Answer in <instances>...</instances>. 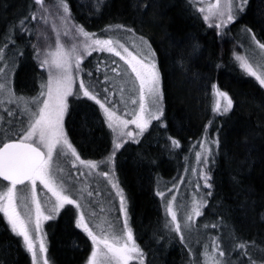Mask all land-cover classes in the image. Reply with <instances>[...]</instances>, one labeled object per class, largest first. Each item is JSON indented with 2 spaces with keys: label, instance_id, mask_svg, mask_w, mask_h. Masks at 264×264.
Wrapping results in <instances>:
<instances>
[{
  "label": "snow or ice",
  "instance_id": "6c2138e0",
  "mask_svg": "<svg viewBox=\"0 0 264 264\" xmlns=\"http://www.w3.org/2000/svg\"><path fill=\"white\" fill-rule=\"evenodd\" d=\"M31 2L30 11L0 34V226L30 255L31 264H49L43 223L56 219L63 210L70 223L90 240L86 264H145L146 253L129 224V197L115 173L116 156L129 142L140 144L154 121L167 127L164 64L150 40L137 36L133 27L108 24L98 34L75 22L70 0ZM106 6L105 0H94L92 14ZM150 6H157L155 0L151 5L141 3L138 10ZM189 8L221 40L229 37L233 26L251 10L250 0H190ZM260 16V33L240 25L233 39L243 38V42L234 47L245 54L234 50L233 56L239 68L264 90V8ZM19 36L25 38L23 44L18 42ZM201 51L200 41L192 37L186 55L181 54V67L198 58ZM93 53H107L109 57H96L90 66L85 61ZM27 55L42 70L34 77L38 88L31 96L18 93L15 87L17 70ZM221 66L216 65L218 69ZM211 91L213 115L232 113L234 100L229 92L216 83ZM84 98L98 106L95 119L111 135V149L100 160L82 158L65 127L71 106ZM92 121L87 112L81 117L85 129L92 128ZM212 123L209 120L203 135L191 145L195 166L183 168L185 175L190 171L196 174L195 182H187L194 189L190 199L177 203L184 179L167 189L173 193L167 199L164 191L156 192L165 213L158 239L167 243L178 238L188 264H264V238L258 243L232 235L225 247L220 232L209 238L196 224L213 196L211 173L221 150L220 128L214 135L208 133ZM167 139L170 151L181 147L179 139ZM245 143L247 155L233 180L238 194H243L240 206L247 213L257 204L264 208V191L258 193L244 183L246 173L264 163V125L250 128ZM184 159L187 162L188 157ZM97 177H103L110 186L106 200L115 205L117 213L114 219L103 222L98 221L105 209L96 211L101 194ZM38 188L51 194L43 202ZM201 188L206 190L203 195ZM220 226V221L202 224L203 229L211 230ZM204 240L209 242L203 243L201 252L197 245Z\"/></svg>",
  "mask_w": 264,
  "mask_h": 264
},
{
  "label": "trees",
  "instance_id": "16d2710c",
  "mask_svg": "<svg viewBox=\"0 0 264 264\" xmlns=\"http://www.w3.org/2000/svg\"><path fill=\"white\" fill-rule=\"evenodd\" d=\"M105 1L107 6L92 14L93 5L82 0H70L75 22L93 32L108 24L123 23L133 27L138 34L150 40L164 64V119L167 127L154 125L140 144L129 142L116 156L115 169L117 174L119 172L121 186L127 187L129 192L131 224L137 242L146 253L145 264H188L178 238L167 243L158 239L165 214L162 201L156 195V186L179 176L184 157L188 156L191 145L203 135L209 120L213 122L208 129L210 136L214 135L217 127L220 128L221 150L211 173L213 196L199 221H220V228L209 229V233L216 235L220 232L225 247L230 244L232 235L259 243L264 238V208L257 204L246 213L240 206L243 194H238L240 190L233 177L241 172V161L247 155L245 133L250 128L264 125V90L234 62L233 51L241 55L242 50L234 46L242 43L243 38H233L240 25H248L257 33L261 32L260 10L264 8V2L250 0L251 10L233 26L231 35L221 40L213 29L193 15L189 8L190 0H155L156 7L150 6L143 11L138 10V6L145 2L151 5L153 0ZM54 2L46 0V3ZM31 7V0H0V34L27 14ZM192 37L200 41L201 54L181 67V54L186 55ZM18 42L24 43L25 38L19 36ZM27 51L30 53V49ZM106 55L93 53L86 63L94 65L96 57L106 58ZM217 64L222 66L218 69ZM41 71L27 55L18 69L17 88H38L34 77ZM213 83L233 97L234 109L225 117L214 116L211 111ZM71 107L65 126L74 146L86 159L107 155L111 149V135L106 126L95 119L98 106L84 98ZM85 112L93 118L90 130L82 127L81 117ZM169 136L180 140L179 149L169 150ZM257 144L259 150V141ZM244 183L252 185L258 193L264 191V163H258L248 171ZM55 221L46 229L53 264H86L90 255V240L86 234L76 229L63 211ZM0 264H31L30 255L17 246L3 226H0Z\"/></svg>",
  "mask_w": 264,
  "mask_h": 264
},
{
  "label": "rangeland",
  "instance_id": "374dc122",
  "mask_svg": "<svg viewBox=\"0 0 264 264\" xmlns=\"http://www.w3.org/2000/svg\"><path fill=\"white\" fill-rule=\"evenodd\" d=\"M82 1H84V3L85 4H88V5H93V7H94V0H82ZM106 2V1H105ZM102 8H104V7H102ZM101 8V9H102ZM58 23V22H57ZM95 27L97 26V25H94ZM97 27H99V26H97ZM87 29V28H86ZM87 30H89V29H87ZM45 31H47L48 32V34H49V36H52L53 34L51 33V31H50V29H45ZM90 31V30H89ZM98 32V34H100V31H97ZM136 34H137V36H139L140 34H138L137 32H136ZM33 42H35V39H33ZM65 42L67 43L68 41H67V38H65ZM241 42H243V39H241ZM21 44H23L22 42H21ZM243 50V49H242ZM241 50V55H244L245 53H243V51ZM107 54V53H106ZM106 57H109V54H107L106 55ZM117 61H119V58H115ZM111 61L109 60V63H110ZM85 63H86V61H85ZM122 63V62H121ZM22 65V61H21V63H20V66ZM20 66H19V68H20ZM18 68V69H19ZM17 74H18V70H17V73H16V76H15V87H16V89H17V92L18 93H20V94H23V95H26V96H31V95H33L34 93H35V91H36V89H31V88H27V89H21V88H17ZM97 75H101L102 76V74L101 73H98ZM155 125V127H160V125H159V122H153V124H152V126H151V128L153 127ZM66 127V126H65ZM150 128V129H151ZM132 143V142H131ZM198 150V149H197ZM193 149H192V147L189 149V154H188V160H187V162L184 160V162H183V167L181 168V170H180V174H179V176L177 177V178H175L174 180H170V181H168V182H162L161 184H158L156 187H157V189H156V192L157 191H164L165 192V199H167V198H169L173 193H169L168 191H167V189L169 188V187H171L172 186V184L174 183V182H176V181H178L179 179H184L185 181H186V183L185 184H182V185H179V188H180V192H179V194L177 195V203H179L182 199L183 200H188V199H190V197H191V195H192V193H193V191H194V189H193V186H192V184L191 183H187V182H189V181H191V182H195V178H196V174L195 173H192L191 171L189 172V174H187V175H185V173L183 172V168H185V167H187V168H189V169H191L192 167H194L195 165H194V156H193ZM79 152V151H78ZM81 155V154H80ZM81 157L82 158H84L82 155H81ZM106 157V155L104 156V157H102V158H105ZM88 158V157H87ZM102 158H96V157H91V158H88V159H94V160H100V159H102ZM84 159H86V157L84 158ZM170 169V168H169ZM169 171V170H168ZM115 173H116V176L118 177V175H119V172H118V174H117V171H116V169H115ZM78 175V174H77ZM121 177H122V175H121ZM123 178V177H122ZM98 181H99V187H100V189H101V194H100V197H99V199H100V206L99 207H97L96 208V211L97 212H100V208L101 207H103L105 210H104V212H102L101 214H100V218H99V221L98 222H103L105 219H114L115 217H116V215H117V213H116V208H115V205L113 204V205H109L108 203H107V200H106V196H107V192H108V189H109V185H107L106 183H104V178L103 177H97L96 178ZM120 178H118V181H119V183H120V185H122L121 184V182H120ZM91 182V181H90ZM124 186V185H123ZM122 187V186H121ZM124 189H125V192H126V194H127V196L129 197V200H128V205H129V210H130V219H129V224H130V226L132 227V221H131V199H130V196H129V192H128V190H127V187H123ZM200 195H203V193L206 191L205 189H203V188H201L200 190ZM38 193H39V195L41 196V199H42V202H43V200H44V198L46 197V196H50L51 194L50 193H47L45 196H42V194H43V191H41L39 188H38ZM160 198V197H159ZM161 199V198H160ZM162 201V200H161ZM117 203H118V201H117ZM162 206H163V201H162ZM63 211V210H62ZM62 211H61V213H62ZM163 212H164V206H163ZM60 213V214H61ZM165 214V213H164ZM60 216V215H59ZM59 216H57L56 217V219H54V220H52V221H55V222H57V219H58V217ZM200 218L199 219H197L196 220V224H197V226H199V227H201V231H203V232H207V234H208V237L210 238V237H212V236H214V235H210V233H209V229H203L202 228V224L203 223H201L200 221ZM52 221H46V222H44L43 223V228H44V231L47 229V226L52 222ZM54 222V223H55ZM45 233H46V231H45ZM46 242H47V246H48V248H49V239H48V235H46ZM209 241L208 240H204V241H202V243L200 244V245H197V250H199V251H201L202 252V245H203V243H208ZM48 256H49V264H53V260H52V258H51V256H50V254H49V252H48ZM134 263H136V262H134ZM236 264H238V262L236 261Z\"/></svg>",
  "mask_w": 264,
  "mask_h": 264
},
{
  "label": "flooded vegetation",
  "instance_id": "af4514ba",
  "mask_svg": "<svg viewBox=\"0 0 264 264\" xmlns=\"http://www.w3.org/2000/svg\"><path fill=\"white\" fill-rule=\"evenodd\" d=\"M40 190H41V189H40ZM41 191H43L42 196H45V195L47 194L46 190H41Z\"/></svg>",
  "mask_w": 264,
  "mask_h": 264
}]
</instances>
